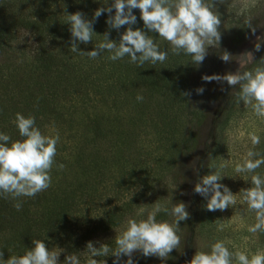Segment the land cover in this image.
Here are the masks:
<instances>
[{
  "label": "trees",
  "instance_id": "trees-1",
  "mask_svg": "<svg viewBox=\"0 0 264 264\" xmlns=\"http://www.w3.org/2000/svg\"><path fill=\"white\" fill-rule=\"evenodd\" d=\"M221 1L225 0H216V3ZM204 2L209 4L211 0ZM4 3L10 8L3 6ZM112 3L113 0H0V56L7 54L8 60L16 58L19 47L9 46L12 31L24 30L29 32V47L25 48L32 57L29 63L19 54L20 59L6 66V73L0 75V133L10 136L9 147L22 140L14 123L16 114L20 113L26 118L34 116L35 126L43 135L50 136L49 131L53 130L60 137L56 146L57 157L50 172L51 186L47 190L34 198L6 199L0 196V251L4 260L31 250L33 240L44 241L50 251L54 244H59L61 264L69 255H75L79 264H87L86 260L90 258H96L98 262L101 257L106 258L91 257L88 242H93L97 249L104 245L100 242L101 232H113L128 214L140 207L144 195L107 206L101 205V189L112 181L118 188L137 184L140 173L146 174L144 170L139 172L144 161L152 165L150 174L152 182H156L151 189H157L159 179L167 177L192 147L194 141L186 138V122L189 121H185L188 115L184 113L189 94L186 81L193 62L190 55L183 51L179 55L173 54L171 44L160 41L157 33L149 32L159 50L168 53L163 63L148 61L138 67L129 62L128 56L117 61L109 60L107 51L92 60L69 50L71 33L57 32L58 28L69 29L67 14L82 12L86 19L92 20L98 8ZM61 6L63 12L58 15ZM41 9H51V14L35 19ZM133 14L137 17L134 30L144 29L139 10L134 9ZM108 18L109 14L103 13L94 23V32H100L101 42L105 32L110 33V40L118 41L127 26L119 31L110 30L106 24ZM45 30L49 32L45 33ZM61 39L64 43L57 47ZM96 45L80 44L79 49L92 51ZM86 63L87 72L75 67ZM1 66L0 72L4 70ZM91 71L96 73L95 79H91ZM32 75L35 82L27 80ZM77 86L92 88L101 112L95 110V101L84 99L75 103L79 108L64 113L67 106L63 102ZM138 95L143 96L142 102L137 101ZM223 100L222 106L227 104L229 107L230 100L226 97ZM223 110L220 108L218 113ZM73 123L84 126L77 142L64 138ZM260 149H257L258 153L264 157ZM60 164L64 165L62 170L57 167ZM18 202L22 203L19 211L14 207ZM93 206L97 211L93 217L84 218L86 220L82 222L88 223L87 227L76 239L73 238L72 230L77 231L80 225L76 220L78 214ZM89 210L85 214H89ZM162 214L158 215L162 217ZM191 220L184 221L188 231ZM187 245L184 243L181 264H188L191 258V245ZM108 257L116 258L111 252Z\"/></svg>",
  "mask_w": 264,
  "mask_h": 264
},
{
  "label": "rangeland",
  "instance_id": "rangeland-1",
  "mask_svg": "<svg viewBox=\"0 0 264 264\" xmlns=\"http://www.w3.org/2000/svg\"><path fill=\"white\" fill-rule=\"evenodd\" d=\"M3 6L9 5L4 3ZM33 7L37 9L36 5ZM58 9H60L58 10L59 15V13L63 12V8L61 6ZM212 9L221 19L219 27L221 40L219 44L216 42L212 44L205 43L208 55L201 64L198 65L194 62L190 64V73H188L186 81L189 91L186 96L187 105L184 110V113L188 115L185 121H189L186 122L188 129L186 130V138L194 141L191 145L192 147L181 157V162L176 165L167 177L163 176V178L159 179L157 189H151L153 182L156 181L152 182L150 174L152 165L147 164L148 161H144L141 163L142 166L140 165L141 169L139 172L144 170L146 174L140 173L142 175L137 184H128L126 185L127 188H118L117 183L112 181L107 183V185L105 184V187L101 189V205L105 204L107 206L125 203L135 198V196L144 195L141 198L140 207L133 213L128 214V217L113 232L110 234L101 232L100 242L112 246L114 250L117 247L115 238L119 237L127 229L129 220L140 222L147 219L149 214L155 212V218L158 223L168 222L175 226L176 217L170 214L171 209L175 204L181 202L187 205L186 210L190 214L192 224L188 231L184 221L179 223L176 234L180 238V243L177 248L163 259L156 256L145 257L140 251H137L132 256L134 264H181L184 243L186 245L190 244L192 249L188 264H190L196 252L209 253L211 245L217 241H223L230 252L239 251L245 253L249 259L254 254H264V232L253 234L248 231V227L257 222L256 213L249 210V206L240 192L242 189L246 190L252 186V175L259 174L264 177V165H261L254 173L238 174L235 172L236 164H242L246 158L247 151L253 148L249 133L258 135L260 143H264V119L256 117L251 106L243 103L239 96L238 86H229L226 81L222 83L216 81L206 82L202 79L204 76H224L229 73L235 74L238 71L243 73L245 71H253L256 68H264V0H225L218 4L216 3ZM54 11L55 9L52 12ZM50 14L51 9H41L38 10V17L35 19L41 16L47 17ZM253 29L255 33L252 31ZM48 32L49 30H45V33ZM57 32L70 33L69 29L65 31L61 30V28H58ZM12 33L14 34L9 46L12 48L19 47L20 52L17 53L16 58L14 57L10 60H8L7 54L0 56V66L2 65L1 67L4 68V70H1L0 75L1 73H6V66L13 64L14 60L20 59L21 56L19 54L25 56L29 63L32 58L28 55L25 48L29 47L27 41L29 39L27 33L29 32L15 30ZM258 37L260 38L259 41ZM159 40L170 44L162 37H159ZM258 42L261 44L260 51L255 50V45ZM62 43L64 42L61 39L56 46L59 47ZM98 43H101L100 32L86 46L93 47V45ZM225 51L232 56L230 62H224L220 59V56ZM246 53H249L246 60L241 62L240 56ZM75 67L78 70L87 72L88 63L75 65ZM90 74L91 79H95L96 73L91 71ZM53 78H56V75ZM27 80L29 82L36 81L34 75ZM200 88L204 89L203 94L197 93V89ZM67 97L69 102H67L68 99L63 102L67 106L64 113L79 108L80 106L75 105V103L84 99L95 101V110L101 112V105L99 107L97 97L92 88H79L77 86L76 91L69 93ZM225 97L230 100L229 107L227 104L224 107L222 106ZM220 108L224 109L222 113H218ZM198 115H201V117ZM77 120L81 122V119L78 118ZM67 129L70 130L64 133L65 140L77 142L82 137L84 126L73 123ZM55 132L51 130L49 135L55 136L57 131ZM259 145L255 146L254 151L258 152L257 149L261 148L260 150L264 152V145ZM258 158L261 157L258 156L254 159ZM214 172H219L223 177L219 183L228 187L232 194L236 195V205L230 206L224 211H208L205 207L207 200L194 192L195 185L202 177ZM157 205L167 208L169 211L167 213L164 211L156 212ZM88 209H91L88 212L89 214H85ZM86 211L78 214L76 218L77 223L80 225L76 229L77 231L74 232L73 229L71 232L75 239L87 227L88 223L82 222L86 220L84 218L93 217V213L97 209L93 206V208H87ZM160 213H163L162 217L158 215ZM221 223L223 224V230H218ZM52 248V251L60 254L59 264H61L62 249L59 244H54ZM115 259L107 256L106 258L101 257L99 260L101 264L103 261L106 264H113ZM127 259L128 257L122 256L120 264H125ZM96 260L98 261V259ZM232 264H237L234 257Z\"/></svg>",
  "mask_w": 264,
  "mask_h": 264
},
{
  "label": "clouds",
  "instance_id": "clouds-1",
  "mask_svg": "<svg viewBox=\"0 0 264 264\" xmlns=\"http://www.w3.org/2000/svg\"><path fill=\"white\" fill-rule=\"evenodd\" d=\"M216 0L206 4L204 0H113L108 7L98 8L92 20L85 18L82 12L67 14L66 24L70 25L71 33L70 51L81 56H87L95 60L104 51L110 53L108 59L117 61L125 56L130 58L129 62L143 67L145 62L152 64L163 63L168 56L165 51H160L157 44L148 35L149 32L157 33L159 37L170 42L172 52L179 55L182 51L190 55L196 64H201L208 55L205 43L219 44L221 33L219 27L221 19L211 9L215 7ZM138 9L140 19L143 21L144 29L133 26L137 23V17L133 10ZM114 10V15L112 12ZM107 12L109 18L106 24L109 29L119 31L127 26L120 35L118 41L109 39V32L103 34V42L97 44L92 51H81L80 44L92 42L95 21ZM255 33V30H252ZM96 34V33H95ZM258 41L260 38H257ZM261 44L255 45V50L260 51ZM249 53L241 57V62L246 60ZM231 55L225 51L220 59L224 62L231 61ZM206 82H227L229 86L239 87V96L245 105H250L255 116L264 119V68H256L253 71H245L224 76H204ZM204 89H197L198 94H203ZM187 95V94H185ZM137 101L142 102L143 96L138 95ZM16 127L22 140H17L8 146L10 136L0 133V196L4 198L19 197L34 198L38 193L47 190L51 186L50 172L55 163L59 134L48 137L41 133L35 126V117L27 118L17 113L15 116ZM249 139L253 148L246 153L244 162L237 163L235 172L254 173L261 165H264V157L254 151L259 145L260 137L255 133H249ZM60 170L63 164L57 166ZM223 167V165H221ZM223 177L219 172L205 175L195 185L194 192L207 200L205 205L208 211H224L230 206H235L236 195L219 181ZM251 187L240 192L247 202L250 211L256 213V223L248 227V231L255 234L264 232V177L259 174L251 176ZM222 189V191H221ZM17 211L22 208V203L14 204ZM187 205L183 202L175 204L171 209V215L176 217L175 226L168 222H157L155 212L149 214L147 219L137 222L128 221L127 229L115 238L116 249L112 250L107 244L101 245L98 249L93 242H88L87 250L91 257L111 256L116 257L113 264H120V258L128 257L125 264H134L133 253L140 251L143 256L167 257L180 243L176 234L181 221L190 218ZM168 212L167 208L157 205L156 212ZM220 221V220H217ZM218 230H223L221 223ZM31 250H27L21 256H10L3 259V252L0 251V261L3 264H59L60 254L50 251L42 240H33ZM233 257L237 264H264V254H254L249 257L243 252H230L223 241H217L211 245L209 253L196 252L190 264H232ZM64 264H79L75 255L66 256ZM87 264H101L96 259L90 258ZM102 264H106L105 261Z\"/></svg>",
  "mask_w": 264,
  "mask_h": 264
}]
</instances>
